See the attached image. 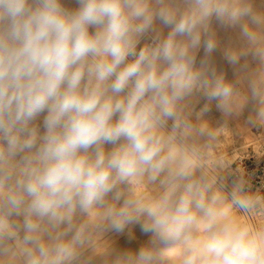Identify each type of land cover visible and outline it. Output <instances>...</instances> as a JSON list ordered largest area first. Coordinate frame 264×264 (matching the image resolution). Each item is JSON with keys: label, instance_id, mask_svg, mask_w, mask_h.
<instances>
[{"label": "clouds", "instance_id": "obj_1", "mask_svg": "<svg viewBox=\"0 0 264 264\" xmlns=\"http://www.w3.org/2000/svg\"><path fill=\"white\" fill-rule=\"evenodd\" d=\"M0 0V264H83L97 233L148 237L119 264H264V228L196 175L190 134L214 104L236 105L239 81L217 72L213 21L236 33L224 59L247 77L264 121V9L255 0ZM167 28L165 34L163 29ZM203 49V55H198ZM199 94L203 107L185 113ZM171 122V124L169 123ZM160 179L150 201L130 195Z\"/></svg>", "mask_w": 264, "mask_h": 264}, {"label": "rangeland", "instance_id": "obj_2", "mask_svg": "<svg viewBox=\"0 0 264 264\" xmlns=\"http://www.w3.org/2000/svg\"><path fill=\"white\" fill-rule=\"evenodd\" d=\"M255 2L258 9H264V0H255ZM65 4L72 8L77 7L75 0H65ZM213 26L217 31L218 46L211 54L212 62L217 72L223 74L226 79L239 81L236 85L238 90L236 105L231 114L219 112L213 104L211 110L200 120H196L193 116V123L197 127H204L210 135L190 134L184 138V143L189 147H195L197 150L198 167L196 175H205L211 179L213 189L222 192L227 198L226 202H230V196L201 165L200 158L209 159V164L220 170L229 164L241 149L258 154L264 153V121H259L256 125L248 121L249 115L254 114L253 109L256 102L251 99L247 87V77L257 70L258 65L250 63L248 69L239 73L234 72L224 59V50L229 46H241L236 33L230 29L220 28L215 21H213ZM163 31L166 34L168 29L164 28ZM203 54V49H201L198 55L202 56ZM202 107L203 102L200 100L199 94H196L185 102L184 111L185 113H195ZM169 123L171 124V122ZM160 179L151 182L145 176L138 183L130 186L129 194L145 201L155 200L165 191ZM234 211L238 221L241 223L244 221L243 224L247 225L242 210L235 208ZM239 216L242 221L239 220ZM261 228H264V208L257 219V230ZM131 232V238L127 232L124 234L114 232L94 234L92 245L84 252L83 264H119L125 252L135 253L148 241V237L140 232L139 227L133 226ZM178 255L179 249L174 256L163 258L160 264H179Z\"/></svg>", "mask_w": 264, "mask_h": 264}, {"label": "built area", "instance_id": "obj_3", "mask_svg": "<svg viewBox=\"0 0 264 264\" xmlns=\"http://www.w3.org/2000/svg\"><path fill=\"white\" fill-rule=\"evenodd\" d=\"M201 165L230 196L237 191L252 201V207L241 209L247 225L257 230V219L264 208V153L241 149L235 158L220 170L209 164V159L200 158Z\"/></svg>", "mask_w": 264, "mask_h": 264}, {"label": "bare ground", "instance_id": "obj_4", "mask_svg": "<svg viewBox=\"0 0 264 264\" xmlns=\"http://www.w3.org/2000/svg\"><path fill=\"white\" fill-rule=\"evenodd\" d=\"M218 117H219V116H218ZM219 118H220V117H219ZM221 121H222V120H221ZM223 121H224V120H223ZM214 123H215V122H214ZM220 127H221V126H220ZM224 128H225V127H224ZM146 178H147V177H146ZM210 180H211V179H210ZM158 181H159V180H158ZM234 213H236V212L234 211ZM239 220H241V219H240V216H239ZM241 221H242V220H241ZM243 222H244V221H243ZM243 222H242V223H243ZM177 251H178V250H177ZM177 251H176V252H173V253H170V254H168V255H167V257H168V256H174V255L177 253ZM103 258H104V257H103Z\"/></svg>", "mask_w": 264, "mask_h": 264}, {"label": "crops", "instance_id": "obj_5", "mask_svg": "<svg viewBox=\"0 0 264 264\" xmlns=\"http://www.w3.org/2000/svg\"><path fill=\"white\" fill-rule=\"evenodd\" d=\"M167 257V256H166ZM169 257V256H168Z\"/></svg>", "mask_w": 264, "mask_h": 264}]
</instances>
